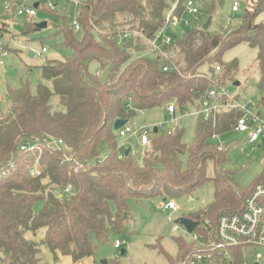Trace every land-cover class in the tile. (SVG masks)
<instances>
[{"label":"trees","instance_id":"obj_1","mask_svg":"<svg viewBox=\"0 0 264 264\" xmlns=\"http://www.w3.org/2000/svg\"><path fill=\"white\" fill-rule=\"evenodd\" d=\"M194 1L197 15L211 18L208 28L192 22L180 35L172 34L170 45L158 55L148 41L163 26L172 7L169 3L179 15L184 0H84L77 20L83 37L76 39L72 25L67 27L65 21L58 29L71 56L40 67L52 90L40 83L36 94L27 84L8 91L10 108L0 113V264H40V246L54 260L62 256L75 263L91 257L99 244L127 232L128 198L149 201L190 193L208 179V160L215 167L225 161L224 149L211 137L232 130L241 116L239 110L210 114L208 120L199 115L189 145L182 143L178 128L171 132L157 128L156 133L152 128L140 161L131 151L124 155L113 129L115 120L128 122L136 111L172 103L182 111L185 105L203 100L215 86L225 87L224 78L238 65L223 63L221 56L236 45L257 50L258 86L264 88V0H247L234 26L216 29L210 26L223 0ZM3 17L0 2V40L13 37ZM32 29L31 20H25L24 33ZM125 31L130 37L120 40ZM91 62H97L102 72L90 71ZM166 65L175 69L164 72ZM215 67L220 72L215 73ZM53 95L59 97L63 111L52 110ZM53 139L62 140V151L85 161L86 168L74 174L71 164L62 162L61 151L19 149L28 142ZM36 158L47 165L38 178L26 170ZM215 172L213 202L186 217L204 240L213 236L219 216L242 208L258 181L244 191L231 174ZM68 186L70 192L65 191ZM37 201L41 207L34 214ZM177 244L178 257L169 264H178L194 247L183 240Z\"/></svg>","mask_w":264,"mask_h":264},{"label":"rangeland","instance_id":"obj_2","mask_svg":"<svg viewBox=\"0 0 264 264\" xmlns=\"http://www.w3.org/2000/svg\"><path fill=\"white\" fill-rule=\"evenodd\" d=\"M30 1V2H29ZM28 3L31 4L32 0ZM84 0H41L36 8V16L31 20L32 30L24 33L25 20L16 18L18 26L11 29L12 38L4 37L2 44L7 50L0 53V113H6L11 105L8 91L18 89L27 84L32 94H36L40 83L52 90V84L42 79L41 65L49 61L64 60L71 56V51L63 44V36L58 29L66 22L71 28L74 21L78 20L81 3ZM177 1V0H176ZM238 4V13L231 14V6ZM196 3V2H195ZM247 0H223L218 7V12L212 18L210 29H216L219 25L234 26L238 22V16L244 11ZM172 6V2L169 3ZM51 5L53 10H47ZM52 11V12H51ZM184 19L190 24L182 23L171 30L175 36L192 26V22L203 25L209 18L207 14L190 16L185 14ZM64 19V20H63ZM10 27L12 21L3 17ZM46 23V27L37 28L40 23ZM84 32L79 29L74 32L76 39L80 40ZM45 49V53H41ZM32 53L31 57L29 54ZM38 54H41L39 56ZM223 63L237 62V70L229 73L224 79L226 89L236 97L240 104H248L253 114L260 116L259 123L264 124V88L258 86L260 74L258 70L257 50L248 45L240 44L227 49L221 56ZM214 68V65H213ZM90 71L102 72L97 62L89 64ZM203 70H206L205 68ZM220 72V71H219ZM104 73V71H103ZM218 73V72H217ZM234 83H238L234 86ZM201 100L195 102L200 105ZM53 111H63L60 99L53 95L50 99ZM172 105H174L172 103ZM194 105L187 104L181 111L175 107L173 115L167 114V105L151 110L136 111L128 120V125L146 128L172 131L175 128L182 130L181 141L189 145L193 139L195 124L198 117V109ZM246 133L230 130L217 135L214 144L222 146L225 151V161L216 166L211 160L205 164V176L203 180L190 193L174 198H166L176 205V211H161L162 199L149 201H137L128 198L125 202L128 221L125 224V234L112 235L105 244H99L91 257L84 258L73 263L67 257L53 259L51 252L44 246H40L39 259L41 264H169L179 254L177 240L186 243L191 242V235L180 225V219L188 217L191 213L204 208L213 202L214 183L211 180L216 175L215 171H226L241 190L249 189L264 175V140L250 144L247 142ZM118 146L124 152L128 148L134 153L136 160L141 159L144 146L140 145L137 137L127 135L125 138H117ZM41 207V202L34 203L32 210L36 214ZM174 226L178 228L174 230ZM39 235L36 241H39ZM121 243L119 249H114L113 242ZM124 250L125 254L120 251Z\"/></svg>","mask_w":264,"mask_h":264},{"label":"built area","instance_id":"obj_3","mask_svg":"<svg viewBox=\"0 0 264 264\" xmlns=\"http://www.w3.org/2000/svg\"><path fill=\"white\" fill-rule=\"evenodd\" d=\"M0 0L4 15L12 21L11 29L18 26L16 18H22L29 21L36 16V8L41 0ZM30 2V1H29ZM37 5L36 7L34 5ZM183 12L176 13V6L172 5L165 16L163 26L158 30L155 37L149 40L151 51L158 55H163L164 49L170 45L172 41L171 30L178 27L181 23L188 26L190 22L184 19V15L195 16L199 13V7L194 0H184ZM47 9L53 10L51 5ZM238 12V4L236 2L231 6V14ZM72 28L77 31L80 29L78 21L72 23ZM130 32H123L121 39L130 37ZM3 44L0 40V50ZM3 52V50L1 51ZM5 53V51H4ZM41 53H45L42 49ZM41 56V54H38ZM175 67L166 65L162 68L164 72H168ZM220 71L219 67H215L214 72ZM99 74V72L97 73ZM1 101V96H0ZM239 110L241 116L235 123L233 130L246 133L247 142L250 144L258 143L264 140V124L259 123L260 116L253 114L248 104H240L226 87L215 86L208 90L203 100L200 102L198 116H202L203 120H208L210 114L218 112H227L229 110ZM175 113L174 105L167 106V114ZM157 128V127H156ZM152 128L137 127L133 128L128 124L117 130L118 138H125L132 135L138 138L140 145L147 146L150 143V131ZM171 132V131H170ZM169 132V133H170ZM216 136H212L211 140H215ZM64 144L62 140H43L32 141L22 144L19 149L22 152L41 153L44 150L50 152L61 151L62 162L71 164L73 173L78 174L83 171L87 163L76 159L73 155L63 152ZM119 148H121L119 146ZM220 149V147L218 148ZM134 155V153H133ZM122 155H119V159ZM27 173L34 178L41 177L47 171V165L41 163L39 158L29 165ZM71 187L66 188V192H70ZM161 211H176V205L172 201L162 202ZM264 175L255 183L250 195L245 198L242 208L233 213L223 214L218 217L214 229L213 236L204 240L198 234L190 233L191 243L194 247L186 253L178 264H264ZM174 226V230L177 229ZM121 243L118 240L113 242L114 249H119Z\"/></svg>","mask_w":264,"mask_h":264},{"label":"water","instance_id":"obj_4","mask_svg":"<svg viewBox=\"0 0 264 264\" xmlns=\"http://www.w3.org/2000/svg\"><path fill=\"white\" fill-rule=\"evenodd\" d=\"M35 7L37 6L36 4L34 5ZM210 21H211V18L209 17L207 20H206V22L203 24V29L204 30H206L207 28H208V25H209V23H210ZM37 28H44V27H46V23L45 22H43V23H40V24H38L37 26H36ZM31 57L33 56V54L32 53H30L29 54ZM234 86H237L238 85V83H234L233 84ZM127 124V120H122V119H117V120H115L114 121V123H113V129H114V131H117V130H119L121 127H123L124 125H126ZM153 132L154 133H156L157 132V128L155 127V128H153ZM260 146H258V148H259ZM129 151H130V149L128 148L125 152H124V155L125 156H127L128 154H129ZM166 201V198H163L162 199V202H165ZM180 225L181 226H183V228L186 230V232L187 233H192L193 231H194V229H195V227H196V224L193 222V221H191V220H189V219H187V218H182V219H180ZM120 253L123 255L124 254V250H121L120 251ZM103 264H105L106 262H102Z\"/></svg>","mask_w":264,"mask_h":264},{"label":"crops","instance_id":"obj_5","mask_svg":"<svg viewBox=\"0 0 264 264\" xmlns=\"http://www.w3.org/2000/svg\"><path fill=\"white\" fill-rule=\"evenodd\" d=\"M258 146H260V145L258 144ZM258 146H257V147H258ZM64 258H65V257H64ZM67 258H69V257H67ZM69 259H70V258H69ZM70 260H71V259H70ZM40 264H41V263H40Z\"/></svg>","mask_w":264,"mask_h":264}]
</instances>
